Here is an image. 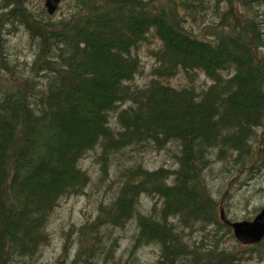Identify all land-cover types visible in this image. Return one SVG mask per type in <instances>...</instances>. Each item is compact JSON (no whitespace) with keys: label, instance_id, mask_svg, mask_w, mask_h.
Returning a JSON list of instances; mask_svg holds the SVG:
<instances>
[{"label":"trees","instance_id":"16d2710c","mask_svg":"<svg viewBox=\"0 0 264 264\" xmlns=\"http://www.w3.org/2000/svg\"><path fill=\"white\" fill-rule=\"evenodd\" d=\"M63 1L56 16L27 0H0V264H45L52 213L61 199L84 193L90 177L81 162L92 151L102 178L116 167L112 195L76 228V241L65 240L55 264H120L114 232L130 222L123 264H140L135 250L148 245L158 248L153 264L264 257V238L238 249L220 221L225 202L205 178L212 163L229 184L264 163V0ZM210 9L205 29L187 25ZM14 24L34 44L22 63L4 46ZM152 36L159 42L149 81L133 85L143 71L133 51ZM178 73L189 85L168 83ZM199 73L211 80L200 90ZM170 142L172 169L120 166L111 157ZM144 195L161 203L144 212Z\"/></svg>","mask_w":264,"mask_h":264},{"label":"rangeland","instance_id":"374dc122","mask_svg":"<svg viewBox=\"0 0 264 264\" xmlns=\"http://www.w3.org/2000/svg\"><path fill=\"white\" fill-rule=\"evenodd\" d=\"M44 0H27V5L31 9L43 6ZM64 1L60 3L61 9L58 8L54 13L56 16L64 10ZM207 13L197 15L195 21L188 19L187 25L193 30L202 31L208 23L215 18L212 10ZM205 21V22H204ZM203 28V29H202ZM6 34H3L4 39L7 40L8 45L4 43L10 55L22 61L30 54H33L34 44L28 41L25 31L21 26L14 24L5 29ZM205 34V33H204ZM148 43L143 42L139 47L133 51L139 56L143 64V71L136 75L130 82L133 85L143 86L150 78L151 67L155 64L150 51L158 46V40L152 36ZM5 42V41H4ZM19 70L22 67H18ZM203 81V82H202ZM173 87H182L189 85L181 73L176 74L168 80ZM211 80L199 73L194 80L193 85L196 89L206 87ZM114 121V120H111ZM140 147V146H138ZM177 152V146L174 142H170L167 146L160 150L146 148L145 150H124L122 153H115L112 155V160L120 166H133L141 164L143 168L152 170L161 166L172 169L176 167L174 153ZM264 153V152H263ZM96 152L89 153L81 162L90 177L88 186L84 189V193L77 196H70L60 200L55 207L50 222L48 224V231L51 235V242L42 249V256L40 260L45 264H55L56 258L60 255L65 240H77L76 228L81 224L93 219L97 212V206L100 202L107 201L112 195L115 182L111 181L116 177V167L109 165V175L102 178L100 166L95 162ZM114 162V161H113ZM228 172L224 170L221 164L212 163L205 173V178L210 189L211 196L216 199H222L225 202L224 210L228 218L232 221L249 220L259 209L264 206V163L263 165L250 176L237 175V181L229 180L227 178ZM157 201V205L161 202L157 197L142 196L140 199V209L147 212L153 203ZM114 234L119 235V249L116 257H120V264L126 262L128 259L129 247L131 244V237L133 235V223L130 222L123 230H117ZM74 238V239H72ZM234 238V237H233ZM233 238L226 240V245L231 246L235 241ZM264 245V242H263ZM236 246V244H233ZM242 248L243 245L238 246ZM75 248V245H74ZM73 250V249H72ZM71 250V251H72ZM135 255L138 257L140 264H153L158 257V248L153 245L138 247L135 250ZM125 260V261H124ZM246 264H264V257H258L256 254L250 257V260L244 261ZM128 264V263H127Z\"/></svg>","mask_w":264,"mask_h":264},{"label":"water","instance_id":"95a60500","mask_svg":"<svg viewBox=\"0 0 264 264\" xmlns=\"http://www.w3.org/2000/svg\"><path fill=\"white\" fill-rule=\"evenodd\" d=\"M60 0H45L44 6L49 14L56 10ZM221 222L229 225L232 234L241 244H254L264 237V206L256 213L251 220L229 221L222 207L219 210Z\"/></svg>","mask_w":264,"mask_h":264},{"label":"bare ground","instance_id":"6f19581e","mask_svg":"<svg viewBox=\"0 0 264 264\" xmlns=\"http://www.w3.org/2000/svg\"><path fill=\"white\" fill-rule=\"evenodd\" d=\"M17 4V3H16ZM20 4V3H19ZM239 4V3H238ZM244 4V3H243ZM216 5V4H215ZM229 6V5H228ZM240 6V5H239ZM242 6V5H241ZM230 8V7H229ZM240 8V7H239ZM7 11V10H6ZM13 11V10H12ZM17 11V10H16ZM19 11V10H18ZM227 11V10H226ZM256 11V10H255ZM10 12V11H9ZM7 13V12H6ZM21 13V12H20ZM207 13V12H206ZM257 13V12H256ZM222 15V14H221ZM242 15V14H241ZM2 16V15H1ZM227 16V15H226ZM10 17V16H9ZM21 17V16H20ZM222 18V17H221ZM7 19V18H6ZM251 19V18H250ZM221 21V20H220ZM205 22V21H204ZM20 23V22H19ZM252 28V27H251ZM203 29V28H202ZM7 33V32H6ZM35 37V36H34ZM203 82V81H202ZM224 201V200H222Z\"/></svg>","mask_w":264,"mask_h":264}]
</instances>
